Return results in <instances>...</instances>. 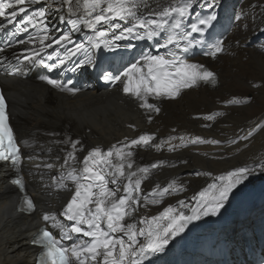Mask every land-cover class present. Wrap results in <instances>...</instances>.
Returning a JSON list of instances; mask_svg holds the SVG:
<instances>
[{"label":"bare ground","instance_id":"6f19581e","mask_svg":"<svg viewBox=\"0 0 264 264\" xmlns=\"http://www.w3.org/2000/svg\"><path fill=\"white\" fill-rule=\"evenodd\" d=\"M147 1L146 11L151 12L170 0ZM212 4L224 8L226 39L220 54L201 61L217 73L218 86H195L173 100L161 101L158 112L145 114L121 95L118 84L70 95L50 90L22 72L6 78L3 85L20 138H42L45 131L58 137L70 135L81 140L83 157L96 144L152 133L150 145L139 149L137 156L144 162L161 158L167 166L148 176L145 184L169 191L145 199L141 212L147 221L178 216L185 207L191 210L185 216L191 215L193 208L212 202L228 174L240 168L250 172L228 191L222 206L239 208L256 199L264 191V0H195L193 5L199 9ZM196 138L203 142L192 143ZM38 143L26 152L29 158L22 164L38 203L33 215L16 213L17 191L7 183V176L0 175V264H30L31 233L40 223H54L44 221L45 214L60 220L70 195L67 189L55 191L52 183L64 163L62 149L51 145L50 137ZM166 208L172 209L167 216ZM211 214L193 220L204 226Z\"/></svg>","mask_w":264,"mask_h":264},{"label":"snow or ice","instance_id":"6c2138e0","mask_svg":"<svg viewBox=\"0 0 264 264\" xmlns=\"http://www.w3.org/2000/svg\"><path fill=\"white\" fill-rule=\"evenodd\" d=\"M61 8L50 11L52 8V0H48V7H37L34 11L28 12V8L32 5H38L40 0H0V17H5L11 24L21 13H25L23 19L16 25L17 32H27L29 27L39 29L43 35L39 36L42 45L40 51L43 52L45 47L50 48L52 44L64 47L65 43H71V34L79 32L80 26L92 29L94 35L87 38V47L84 43H77L72 48L66 49L64 58L58 56L57 52L49 54L47 61H52L56 57V62L46 63L45 59L40 58V53L34 49H26L28 54L16 56L17 61L38 62L49 70L60 68L65 64V60L69 57L76 56L83 52L85 59L80 61L72 71L79 69L81 64L92 62V49L111 47L114 40L127 39H143L147 37L152 39L166 32V43L158 47H166L176 43L179 48V39L188 40L192 33L203 32L213 20L216 19L215 14L200 18L196 17L195 22L190 27V32H185V20L189 17V9L193 7L195 0H170L167 6L157 5V11L149 13L145 16L139 13V9L145 4V0H59ZM26 5V7H17ZM66 10L67 16L61 12ZM59 15L60 23L70 25V30L64 32L58 38H51V43L44 44L49 40V32H59L60 28L56 23L49 20V15L55 17ZM240 17L238 16L237 19ZM125 22L124 25L116 23V21ZM51 23V28L49 24ZM107 27H104V26ZM99 26V27H98ZM203 26V27H201ZM0 25V28H3ZM120 30V34L116 35L114 30ZM143 29V32H139ZM112 34V39L107 37ZM23 44V40L17 41ZM199 44L200 41H195ZM192 45V41H188V47ZM187 51V47L183 49ZM2 51V49H0ZM223 51L222 43L217 41L211 46V51L205 53L215 57L217 53ZM143 63H134L126 68L123 73L113 76L110 73L105 74V79L117 81L121 77L127 78L124 83V92L130 93L138 100L142 101L141 107L149 111H159L154 104L147 102L148 96H170L174 97L179 93L181 88H189L198 81L215 83V75L213 72L204 68L203 65L189 63L183 59L177 52L169 51L165 55L146 54L142 58ZM144 69H147L145 72ZM47 83L55 88L75 93L77 89L69 88L62 85L59 81L43 77ZM71 83V82H69ZM209 116L207 119H212ZM151 119V117H149ZM259 127V125H257ZM252 129L248 132V136L252 135ZM246 139L247 137H242ZM151 136L141 135L138 139L131 141V145L148 144ZM183 139V138H181ZM5 142L6 146H5ZM67 142V141H66ZM192 143L203 142L199 138L191 141ZM73 150L76 143L71 142ZM218 143V141H211ZM115 148V146H113ZM170 150H173L170 148ZM113 155L116 162L112 160ZM131 151L117 149L115 152L109 150L103 152L100 147L93 148L86 157L84 164L79 171L69 166L66 176L62 175L57 186L67 188L65 180H70L74 185V193L68 200L61 215L66 217L68 221H72V226L65 229V226L56 221L54 215L45 214L42 219L44 221L52 220L54 227H59L61 239H71L73 234H82L89 240H81L79 243L73 244L70 248L61 243V240L54 238V235L47 228H41L33 244L40 245L43 251L40 254L39 264H140V259L151 251H160L164 245L168 243L169 236H175L183 231L184 224L188 220L199 218V214L207 215L209 212L213 214L222 207V201L227 198L228 191L239 184L242 179L250 172L248 168H240L236 172L228 174L226 183L219 189L218 196H213L212 202L206 203L200 209L193 208L192 214L185 216L181 212L178 216L169 217L171 223L162 233L156 235L153 232H147V242L138 243L137 236H144L145 229L136 230L135 225L126 222V217H130L132 212V204L138 203V198L133 193L141 192V182L149 175V167H138L135 172L130 171L134 165L131 162ZM11 159L13 164L20 163V149L13 139L12 129L8 124V115L6 114V104L4 97L0 95V161H8ZM73 152H69L65 158V164L69 160H74ZM125 161H127V169L125 172ZM110 166L112 171L107 173L111 177L109 180L101 166ZM51 167V165H47ZM151 168L157 167L153 164ZM137 173L143 175L137 177ZM126 178L128 184L124 185V194L119 193V189L109 187V183L118 184L121 179ZM55 179V178H54ZM12 183L19 185L21 191L24 190V184L21 179H15ZM171 187V186H170ZM215 187V186H213ZM175 190V189H173ZM169 189H153V196H163ZM145 199H147L145 197ZM156 203L158 200H153ZM23 203L27 210L31 211L35 205L27 195L23 197ZM172 211L171 208L165 209L164 215ZM158 218H153L156 220ZM145 223V221H141ZM151 225L152 221H147ZM123 233L127 240L114 234ZM78 238V237H77ZM139 257V259H138Z\"/></svg>","mask_w":264,"mask_h":264},{"label":"rangeland","instance_id":"374dc122","mask_svg":"<svg viewBox=\"0 0 264 264\" xmlns=\"http://www.w3.org/2000/svg\"><path fill=\"white\" fill-rule=\"evenodd\" d=\"M92 87H94V86L92 85V86H90L88 89H90V88H92Z\"/></svg>","mask_w":264,"mask_h":264}]
</instances>
